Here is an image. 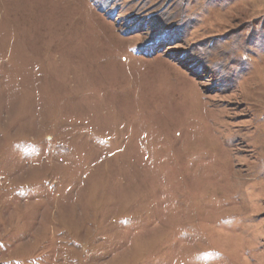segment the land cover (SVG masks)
Instances as JSON below:
<instances>
[{
    "label": "rangeland",
    "instance_id": "374dc122",
    "mask_svg": "<svg viewBox=\"0 0 264 264\" xmlns=\"http://www.w3.org/2000/svg\"><path fill=\"white\" fill-rule=\"evenodd\" d=\"M0 264H264V0H0Z\"/></svg>",
    "mask_w": 264,
    "mask_h": 264
}]
</instances>
